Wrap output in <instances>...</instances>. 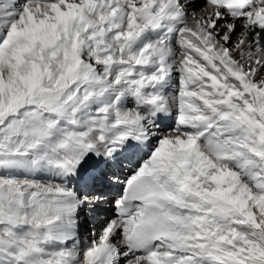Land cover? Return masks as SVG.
<instances>
[{"label":"snow or ice","instance_id":"6c2138e0","mask_svg":"<svg viewBox=\"0 0 264 264\" xmlns=\"http://www.w3.org/2000/svg\"><path fill=\"white\" fill-rule=\"evenodd\" d=\"M0 264H264V0H0Z\"/></svg>","mask_w":264,"mask_h":264}]
</instances>
